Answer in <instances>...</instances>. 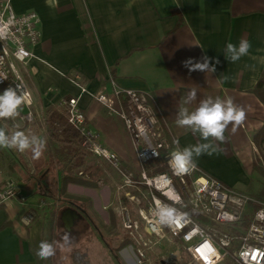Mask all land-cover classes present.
I'll use <instances>...</instances> for the list:
<instances>
[{
  "label": "crops",
  "instance_id": "crops-1",
  "mask_svg": "<svg viewBox=\"0 0 264 264\" xmlns=\"http://www.w3.org/2000/svg\"><path fill=\"white\" fill-rule=\"evenodd\" d=\"M9 1L15 13L38 14L40 40L24 67L34 121L21 120L26 111L22 105L17 117L2 123L9 132L35 134L47 143L39 159L30 151L0 148V188L12 178L25 196L24 201L0 203V264H49L51 257L41 260L35 252L42 240L54 244L58 223L67 229L62 219L67 209L77 215L71 227L79 222L82 227L114 228L116 216L108 205L115 200L119 176L106 160L87 152L74 131H58L53 125L62 116L61 102L77 96L86 126L123 164L135 167L134 145L121 117L93 96L98 91L111 94L109 77L120 86L153 94L180 149L208 142L175 123L187 90L197 89L196 99L185 105L189 111L207 97L231 98L245 110V121L234 132L229 125L225 140L213 141L216 152L194 156V163L224 184L264 199V178L253 169L252 141L264 122V103L253 91L264 71V0ZM241 39L250 42L249 54L227 61V43ZM204 55L213 63L219 59L214 72H189L182 65ZM72 72L79 74L85 91L70 81ZM48 87L53 90L47 92ZM45 118L52 135L44 131ZM28 208L36 217L24 226L20 217ZM119 247L134 264L129 249Z\"/></svg>",
  "mask_w": 264,
  "mask_h": 264
},
{
  "label": "built area",
  "instance_id": "built-area-1",
  "mask_svg": "<svg viewBox=\"0 0 264 264\" xmlns=\"http://www.w3.org/2000/svg\"><path fill=\"white\" fill-rule=\"evenodd\" d=\"M39 38L40 18L35 11L15 13L9 0H0V73L7 76L0 86L23 85L28 96L20 118L27 124L34 118L24 67L34 57ZM69 79L86 90L77 72ZM109 82L110 95L98 91L93 96L121 117L134 145L135 167L123 164L86 126L77 96L61 102L62 116L53 125L58 131H74L79 144L106 160L119 176L115 200L108 207L116 216L113 236L129 249L134 264H264V199L224 184L197 164L176 175L169 158L179 145L153 94L120 86L112 77ZM42 122L44 131L52 135L50 120ZM10 198L25 200L16 182L6 178L0 203ZM157 201L177 208L184 219L174 226L156 224L152 210ZM35 217V210L28 208L20 222L28 226Z\"/></svg>",
  "mask_w": 264,
  "mask_h": 264
},
{
  "label": "clouds",
  "instance_id": "clouds-1",
  "mask_svg": "<svg viewBox=\"0 0 264 264\" xmlns=\"http://www.w3.org/2000/svg\"><path fill=\"white\" fill-rule=\"evenodd\" d=\"M251 44L246 39H241L238 44L229 42L226 45L224 57L227 61L233 63L239 61L242 57L249 54ZM219 59H213L202 56L199 60L196 58H187L182 61V65L193 71H215V64H219ZM7 80V76L0 73V81ZM27 92L22 84L16 83L15 87L11 85L0 93V121L12 119L19 115V110L27 102ZM197 97V89L190 88L184 94L182 105L179 107L176 118V125L186 130H191L193 134H199V137L208 141L189 145L180 149L177 147L170 153L169 165L176 175L187 173L190 168L195 166L194 156L199 157L203 154L212 155L217 148L213 141L223 142L225 140V131L232 126L233 132L246 119L245 110L237 106L231 98L221 99L220 97H207L200 100L198 107L189 111L185 105L190 104ZM46 140L32 134L28 135L23 131L9 132L4 126L0 127V148L12 149L20 153L30 151L33 159H39L45 149ZM178 145L179 141H175ZM152 217L158 225L174 226L184 219L177 208L157 201L155 208L152 210ZM70 240V234L65 233L62 237L63 247ZM56 247L53 243L42 240L35 252L37 258L47 260L54 256Z\"/></svg>",
  "mask_w": 264,
  "mask_h": 264
},
{
  "label": "rangeland",
  "instance_id": "rangeland-1",
  "mask_svg": "<svg viewBox=\"0 0 264 264\" xmlns=\"http://www.w3.org/2000/svg\"><path fill=\"white\" fill-rule=\"evenodd\" d=\"M255 156L259 157L264 167V144L261 149L256 148ZM56 227L54 246L57 250L49 264H130V258L120 252L113 227L88 228L82 227L79 222L69 229H64L59 223ZM66 232L70 234V240L61 247Z\"/></svg>",
  "mask_w": 264,
  "mask_h": 264
},
{
  "label": "trees",
  "instance_id": "trees-1",
  "mask_svg": "<svg viewBox=\"0 0 264 264\" xmlns=\"http://www.w3.org/2000/svg\"><path fill=\"white\" fill-rule=\"evenodd\" d=\"M0 88L6 89L7 86L5 84L0 86ZM253 91L264 103V71L259 77ZM252 141L255 144L256 148L261 149L262 145L264 144V122L261 128L252 135ZM253 169L258 171L264 178V167L258 156H255V159L253 161Z\"/></svg>",
  "mask_w": 264,
  "mask_h": 264
},
{
  "label": "water",
  "instance_id": "water-1",
  "mask_svg": "<svg viewBox=\"0 0 264 264\" xmlns=\"http://www.w3.org/2000/svg\"><path fill=\"white\" fill-rule=\"evenodd\" d=\"M2 126H4V124L2 123V121H0V127H2ZM75 216H77V215L74 214V212L71 211L70 209L63 211L62 219H63L64 225L67 229H69L71 227Z\"/></svg>",
  "mask_w": 264,
  "mask_h": 264
}]
</instances>
